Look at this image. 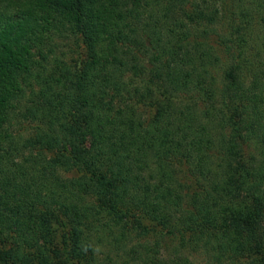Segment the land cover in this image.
<instances>
[{
    "label": "trees",
    "instance_id": "trees-1",
    "mask_svg": "<svg viewBox=\"0 0 264 264\" xmlns=\"http://www.w3.org/2000/svg\"><path fill=\"white\" fill-rule=\"evenodd\" d=\"M0 264H264V0H0Z\"/></svg>",
    "mask_w": 264,
    "mask_h": 264
},
{
    "label": "rangeland",
    "instance_id": "rangeland-1",
    "mask_svg": "<svg viewBox=\"0 0 264 264\" xmlns=\"http://www.w3.org/2000/svg\"><path fill=\"white\" fill-rule=\"evenodd\" d=\"M70 43H71V44H74V45H73V48H75V47H76V46H75V43H74V41H73V40H70ZM81 50H83V49H81ZM74 56H76V55H74V54H73V55H72V54H70V57H74ZM197 257H198V256H197Z\"/></svg>",
    "mask_w": 264,
    "mask_h": 264
}]
</instances>
